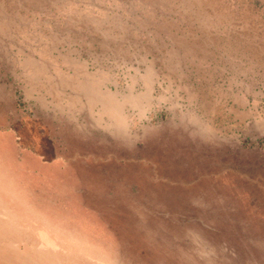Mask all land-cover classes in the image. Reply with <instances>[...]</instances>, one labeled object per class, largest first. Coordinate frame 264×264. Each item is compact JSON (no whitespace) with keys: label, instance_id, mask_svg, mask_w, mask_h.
<instances>
[{"label":"rangeland","instance_id":"obj_1","mask_svg":"<svg viewBox=\"0 0 264 264\" xmlns=\"http://www.w3.org/2000/svg\"><path fill=\"white\" fill-rule=\"evenodd\" d=\"M92 131L162 137L181 176L84 178ZM129 218L264 238V0H0V264H66L47 226Z\"/></svg>","mask_w":264,"mask_h":264},{"label":"crops","instance_id":"obj_2","mask_svg":"<svg viewBox=\"0 0 264 264\" xmlns=\"http://www.w3.org/2000/svg\"><path fill=\"white\" fill-rule=\"evenodd\" d=\"M97 133H90L96 142L87 145L79 156L72 155V159L59 156L42 162L41 159L40 164H63L64 171L73 172L70 160H74L81 166L84 178L87 175L89 179L95 176L113 179L112 173L124 172L131 175L129 180H152L156 184L161 181L166 186L164 181L181 176L182 171L174 169L177 164L171 160V151L162 137L145 136L142 146L121 149L101 145ZM117 153L125 157H117ZM191 178L194 181L195 177ZM141 189V183L128 185L127 195L135 204H140L143 197H153L152 191L144 195ZM90 211L98 212L92 208ZM187 224L188 221L140 218L57 221L55 225L47 226L58 245L50 246L49 251L63 254L66 264H264V238L212 234L213 226L201 223L196 228L209 229V235H200L193 230V235L186 236ZM229 243L248 245L243 248V254H253L255 261L232 259Z\"/></svg>","mask_w":264,"mask_h":264}]
</instances>
